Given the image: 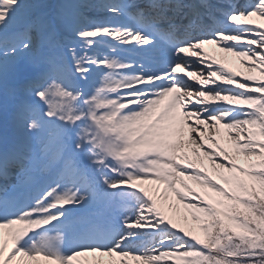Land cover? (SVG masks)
I'll return each mask as SVG.
<instances>
[{
	"label": "snow or ice",
	"instance_id": "snow-or-ice-1",
	"mask_svg": "<svg viewBox=\"0 0 264 264\" xmlns=\"http://www.w3.org/2000/svg\"><path fill=\"white\" fill-rule=\"evenodd\" d=\"M254 18L264 0H0V264H264V79L204 49L264 73Z\"/></svg>",
	"mask_w": 264,
	"mask_h": 264
},
{
	"label": "bare ground",
	"instance_id": "bare-ground-1",
	"mask_svg": "<svg viewBox=\"0 0 264 264\" xmlns=\"http://www.w3.org/2000/svg\"><path fill=\"white\" fill-rule=\"evenodd\" d=\"M254 20H255V22H257L258 19L254 18ZM257 23H264V21H259L258 20ZM214 45L213 44L205 45L204 49H205L206 52L209 53L210 56L214 57L218 62L224 63L226 67H230L233 71H236V72H238V73H240L242 75H254V76H256L259 79H264V73H262L259 69H255V70H251L250 71L247 67L244 66V64L241 61L243 59H246V58L238 57V56H235L233 54L228 55V53H226V55L224 57H222L221 54L223 53V51L219 47H217V45L216 46H214ZM223 58H226V59L224 60ZM1 122H3V117L2 116H0V123ZM17 130L21 131V132L23 131L22 128H18ZM0 131H1V129H0ZM9 131L10 132H14L15 130L11 129ZM226 132H227V130H224L222 128V133H224L226 135ZM224 142L226 143L227 139L224 140ZM188 183L195 187L193 182L188 181ZM197 190H200V189L197 188ZM178 203L182 204L180 202H178ZM181 212H183V211H181L180 209H177V213L175 215H173L171 212L169 214L173 215V219L174 220L180 221V220H182ZM185 226L187 227V225H185ZM188 227H195L194 224L191 223L190 220L188 222ZM5 232H7V230H5ZM9 247H11L10 240H9ZM92 259L96 260L95 264H98V260H102L103 264H119V261H120L119 257H116V259L114 261V260H112V258L107 257V256L106 257H98V254H97V256L92 257ZM95 260H92V261L94 262ZM91 262L87 263V264H91ZM127 263L128 264H137V261L132 260L131 258H128L127 259ZM28 264H32V262H28Z\"/></svg>",
	"mask_w": 264,
	"mask_h": 264
},
{
	"label": "rangeland",
	"instance_id": "rangeland-1",
	"mask_svg": "<svg viewBox=\"0 0 264 264\" xmlns=\"http://www.w3.org/2000/svg\"><path fill=\"white\" fill-rule=\"evenodd\" d=\"M241 1H242V0H241ZM27 2H28L29 4H34V3H44V4L50 5V6H52V7H57V6H59L61 3H63V0H27ZM90 2L93 3V4H96V3H99L100 0H90ZM93 15L98 16V17H100V18H103L104 13L101 12V11H99V10H96V11L93 12ZM257 22H258V20H257ZM226 53H227V52H223V53L221 54V56L224 57V56L226 55ZM231 54H232V53H228V55H231ZM223 59L225 60L226 58H223ZM223 134H224V133H223ZM226 139H227V135L224 134V140H226ZM177 209H180L181 211H183V212H181L182 217H183L184 215H188V216H189V220L191 221V223H193L195 227L197 226V223H198V222H197V221H193V220H191V216L194 214V210H193V209H187V208L184 207L183 204H179L178 202H177ZM196 215H199V214L196 213ZM176 222H177L180 226H185L183 220L176 221ZM187 227H188V224H187ZM199 234H200V235H203L202 231L199 232ZM92 257H94V256L91 255V256H88L87 258L85 257L84 259L80 258V261H78V264H82V262H85V260H87V259H88V261L95 260V259H92ZM104 257H106V256H104ZM115 259H116V258H114V261H115ZM112 260H113V258H112ZM95 262H96V260H95L94 262L92 261L91 264H95ZM127 264H128V263H127Z\"/></svg>",
	"mask_w": 264,
	"mask_h": 264
}]
</instances>
